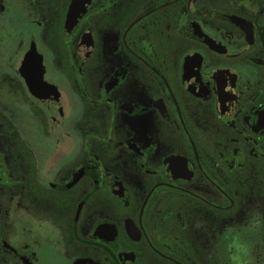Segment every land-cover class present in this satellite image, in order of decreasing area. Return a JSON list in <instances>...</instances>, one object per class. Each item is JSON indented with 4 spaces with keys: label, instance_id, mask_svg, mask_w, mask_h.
<instances>
[{
    "label": "flooded vegetation",
    "instance_id": "flooded-vegetation-1",
    "mask_svg": "<svg viewBox=\"0 0 264 264\" xmlns=\"http://www.w3.org/2000/svg\"><path fill=\"white\" fill-rule=\"evenodd\" d=\"M3 11L0 264H264V0Z\"/></svg>",
    "mask_w": 264,
    "mask_h": 264
},
{
    "label": "rangeland",
    "instance_id": "rangeland-1",
    "mask_svg": "<svg viewBox=\"0 0 264 264\" xmlns=\"http://www.w3.org/2000/svg\"><path fill=\"white\" fill-rule=\"evenodd\" d=\"M4 14H5L4 11L0 12V19H5L6 18ZM8 20H9V18L7 19V24H8ZM0 27H1V25H0ZM1 100H5V101H8V102L11 101V92H10V90L6 86H4L2 84H0V101Z\"/></svg>",
    "mask_w": 264,
    "mask_h": 264
},
{
    "label": "water",
    "instance_id": "water-1",
    "mask_svg": "<svg viewBox=\"0 0 264 264\" xmlns=\"http://www.w3.org/2000/svg\"><path fill=\"white\" fill-rule=\"evenodd\" d=\"M75 6H76V2L74 1L73 3H71L70 7H69V11L72 13L73 10L75 9ZM27 62H28V59H27Z\"/></svg>",
    "mask_w": 264,
    "mask_h": 264
}]
</instances>
